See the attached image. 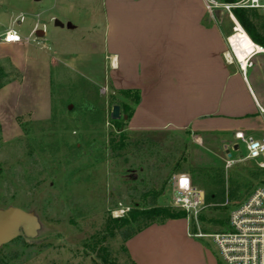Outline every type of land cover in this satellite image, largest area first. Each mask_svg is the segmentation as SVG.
<instances>
[{"label": "rangeland", "instance_id": "rangeland-1", "mask_svg": "<svg viewBox=\"0 0 264 264\" xmlns=\"http://www.w3.org/2000/svg\"><path fill=\"white\" fill-rule=\"evenodd\" d=\"M28 1L0 0V8L10 13L45 11L43 20L50 7L69 13L66 0H40L32 6ZM216 1L210 12L234 26L225 6L237 0ZM253 11L264 36V8ZM29 17L24 16L23 27ZM98 20L102 24L103 18ZM37 39L42 40L36 35L30 38L33 44ZM26 60L30 66L22 77L10 62L0 59V86L22 79L23 100L37 102L48 88L46 68H34L31 57ZM55 74L46 118L19 116L15 132L9 112L17 92L0 105V111L5 110L0 115V208L33 211L41 223L35 239L20 237L0 246V264H133L121 232L128 226L137 231L169 220L156 214L157 208L185 211L173 199L178 174L189 175L204 198L205 207L198 215L185 211L193 232L225 231L232 208L264 186V167L245 158L242 141L232 152L235 163L227 168L222 148L215 152L185 130H128L125 114L131 112L132 94L112 91L74 71ZM115 104L120 105L119 119L111 117ZM221 190L224 198L207 200L211 192ZM204 241L215 250L209 238Z\"/></svg>", "mask_w": 264, "mask_h": 264}, {"label": "crops", "instance_id": "crops-1", "mask_svg": "<svg viewBox=\"0 0 264 264\" xmlns=\"http://www.w3.org/2000/svg\"><path fill=\"white\" fill-rule=\"evenodd\" d=\"M66 3L69 13L50 7L45 20V11L10 13L0 8L4 29L0 35L15 28L24 38L0 43V59L23 77L30 66L26 57H31L33 67L46 68L48 77L46 93L37 102L23 100L22 79L20 83L19 78L10 79L0 87V105L17 92L7 113L15 132L19 116H49L55 73L69 70L112 91L139 92L137 103L131 99L128 130H185L215 152L222 148L228 157L240 148L238 131L264 140V52H253L244 66L229 43L235 24L210 12L206 0ZM25 15L30 17L23 27ZM56 20L63 25H56ZM40 29L42 40L33 44L30 38ZM125 104L130 105L126 97ZM189 230L184 218L151 224L126 241L127 253L136 264H222L216 249L211 250L204 239L191 237Z\"/></svg>", "mask_w": 264, "mask_h": 264}, {"label": "built area", "instance_id": "built-area-1", "mask_svg": "<svg viewBox=\"0 0 264 264\" xmlns=\"http://www.w3.org/2000/svg\"><path fill=\"white\" fill-rule=\"evenodd\" d=\"M206 2L209 11L214 4H218L216 0ZM235 7L264 8V0H237L225 6L230 14ZM23 41L24 38L15 28H9L0 35V43ZM235 138L244 142L245 158L264 167V140L249 136L243 131L236 132ZM233 163L235 160L228 157L225 165L229 168ZM173 187L174 203L187 213L195 216L205 207L203 195L194 187L189 175L183 173L175 176ZM189 235L209 238L214 243L222 264H264V186L256 187L232 208L225 231L208 234L189 230Z\"/></svg>", "mask_w": 264, "mask_h": 264}, {"label": "water", "instance_id": "water-1", "mask_svg": "<svg viewBox=\"0 0 264 264\" xmlns=\"http://www.w3.org/2000/svg\"><path fill=\"white\" fill-rule=\"evenodd\" d=\"M55 24L63 25L59 20H56ZM67 26L72 27L71 23H68ZM43 35L44 31L42 29L36 31L37 37ZM71 108L72 106H69V109ZM111 117L113 119H119L121 117L120 105L115 104L113 106ZM228 154L231 155L229 152ZM40 228L41 223L35 212L27 211L16 206L0 208V246L20 237L26 241L33 240L37 237Z\"/></svg>", "mask_w": 264, "mask_h": 264}, {"label": "trees", "instance_id": "trees-1", "mask_svg": "<svg viewBox=\"0 0 264 264\" xmlns=\"http://www.w3.org/2000/svg\"><path fill=\"white\" fill-rule=\"evenodd\" d=\"M229 1H234V0H229ZM254 9L255 8L235 7L232 9V11L234 12V14H235L234 16L236 17L238 22L241 24V26L244 28V30L247 32V34L250 36V38L255 43L264 47V36L260 33V26L256 23L257 18H256V14L253 11ZM2 86H0V87H2ZM120 92H123L125 94L131 93L134 97L133 102H135V103H137L139 100V92L137 90H126V91L120 90ZM131 113H132V110L130 113L127 114V118H125L126 123L128 121V118L131 117ZM224 194L225 193L223 190H221L220 192H216V193L211 192V194H209L207 196V200H209L211 198L220 199L221 196H223V198H224ZM156 214L162 215V217L164 219H177V218L187 217V213L185 211L173 212L171 210L163 209V208H157ZM133 222H135V216H133ZM128 227H129L128 229H125L124 231L121 232V235L125 240H128L134 234H136L138 231L144 229L147 226H144L143 228H141L137 231L132 226H128ZM132 263L136 264L133 260H132Z\"/></svg>", "mask_w": 264, "mask_h": 264}, {"label": "bare ground", "instance_id": "bare-ground-1", "mask_svg": "<svg viewBox=\"0 0 264 264\" xmlns=\"http://www.w3.org/2000/svg\"><path fill=\"white\" fill-rule=\"evenodd\" d=\"M231 18L235 24L234 32L229 36V43L232 48V53L242 61L244 66H246L248 64L250 55L255 51L264 52V47L255 43L250 38L234 14H231ZM227 56L231 60V55L229 53Z\"/></svg>", "mask_w": 264, "mask_h": 264}]
</instances>
